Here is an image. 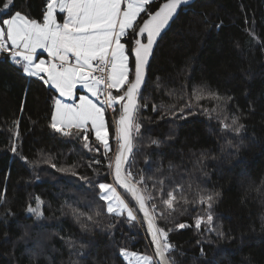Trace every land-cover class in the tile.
<instances>
[{"label": "trees", "instance_id": "16d2710c", "mask_svg": "<svg viewBox=\"0 0 264 264\" xmlns=\"http://www.w3.org/2000/svg\"><path fill=\"white\" fill-rule=\"evenodd\" d=\"M163 1L153 0L147 11ZM7 2L0 0V20L16 11L42 20L46 0H14L4 9ZM146 16L138 18L136 31ZM135 39L131 30L124 39L130 79ZM5 55L0 54V264H127L120 248L155 259L130 195L117 186L135 211L133 222L108 214L90 183H114L108 165L115 129L109 116L107 156L94 134L89 151L82 137L55 132L49 124L56 90L13 67L10 59L3 63ZM194 88L225 100L197 102ZM138 103L141 128L134 140L133 174L151 177L146 187L157 197L153 182L159 179L167 189L182 185L188 201L205 190L220 193L211 227L224 237L195 228L194 218L204 215L206 205L180 203L158 220L160 227L174 229L169 240L176 245L170 254L176 264H264V0H196L183 7L157 43ZM213 108L217 111L210 116L204 112ZM233 115L245 125L239 136L222 130ZM36 196L44 201L39 220L26 211ZM73 209L94 215L97 222ZM180 223L189 226L176 229Z\"/></svg>", "mask_w": 264, "mask_h": 264}, {"label": "snow or ice", "instance_id": "6c2138e0", "mask_svg": "<svg viewBox=\"0 0 264 264\" xmlns=\"http://www.w3.org/2000/svg\"><path fill=\"white\" fill-rule=\"evenodd\" d=\"M152 2L153 0H46L42 20L30 18L29 14L21 11L14 14L9 12L10 18L0 20V54H6L2 62L6 63L10 59L12 66L18 67L22 73L38 77L44 84L53 85L59 91L61 98L54 100V110L51 112L49 126L52 130L66 137H82L84 147L89 151L94 150L89 143L90 134H94L96 143L103 147L107 156L111 146L104 106L114 109L119 104L120 115L115 121L117 147L114 163L108 165L114 183H90L98 189L97 195L104 202L102 207L108 214L126 215L129 222L137 220L135 211L117 191V186L131 195L138 205L136 211L143 212V219L147 222L152 243L155 245L156 258L120 248L119 253L128 264H176L174 257L170 256L176 250V245L169 240V233L174 229L160 227L158 220H165L176 211V206L180 203L206 205L204 215L194 218L195 228L200 230L204 226L207 231H215L220 237L225 236L223 231L211 227L214 223L212 209L220 197L219 192L205 190L197 200L188 201L182 195V185L167 189L164 179H159L153 182V188L159 193L157 197L146 187L147 180L152 178L143 175L137 178L130 168L135 149L134 140L140 135L141 125L136 122L137 112L141 107L138 97L145 83L149 58L153 55L157 38L178 14V10L189 4V0H165L158 10L148 12L147 6ZM13 6L14 0H8L3 5L4 9ZM57 10L67 14L63 23L57 22ZM142 13H146L148 18L143 20L137 32V20ZM130 30L137 37L131 49L135 58L134 79H130L132 69L129 56L125 43L121 42L122 38L129 35ZM249 34L255 38L254 32ZM38 49L47 51L51 59H38ZM78 84L86 88L92 98L82 95L79 103H65L62 98L73 96ZM114 89L118 90L116 95H113ZM192 95L197 102L205 98L225 100L219 93L204 88H194ZM101 96L104 97L102 101ZM227 99L230 100L231 97ZM185 106L190 107V104ZM153 110H156L155 106ZM215 111V108L204 109L209 116ZM14 125L18 126V122H14ZM244 129L245 125L239 123V117L235 115L232 116L230 124L222 123V130L231 131L237 136ZM15 134L18 135V132ZM150 143L159 145L160 141L151 140ZM11 150L16 152L15 144ZM95 151H99V148ZM73 175L76 173L73 172ZM80 179L88 181L87 177ZM35 202L36 207L29 204L26 211L39 220L44 218L41 209L44 201L36 196ZM149 202H152L150 207ZM73 211L78 216H84L87 221L97 222L94 215L79 212L77 209ZM98 215L99 212L96 213ZM188 226L180 223L175 228L184 229ZM82 227L87 226L82 224ZM201 255H204L203 248Z\"/></svg>", "mask_w": 264, "mask_h": 264}, {"label": "water", "instance_id": "95a60500", "mask_svg": "<svg viewBox=\"0 0 264 264\" xmlns=\"http://www.w3.org/2000/svg\"><path fill=\"white\" fill-rule=\"evenodd\" d=\"M196 0H189V4L188 5H190V4H192L193 2H195ZM165 2V0L163 1V2H161L160 4H159V6L153 11V12H155L156 10H158V8L160 7V5L161 4H163ZM188 5H184V6H182L181 7V9L183 8V7H185V6H188ZM181 9H179L178 10V13L180 12V10ZM178 15V14H177ZM176 15V16H177ZM176 16L173 18V20L176 18ZM148 17L146 16L144 19H147ZM143 19V20H144ZM143 20L141 21V23L139 24V26L140 25H142V23H143ZM172 20V21H173ZM172 21H170L169 22V25L165 28V30L161 33V36H162V34H164L165 33V31L169 28V26L171 25V23H172ZM139 26H138V28H137V32L139 31ZM161 36L160 37H158L157 38V43H158V41L160 40V38H161ZM137 38V37H136ZM144 42H146V38L144 39ZM157 43H156V45H154V49H153V53H154V51H155V48H156V46H157ZM132 56H133V64H134V67H135V58H134V53L132 52ZM153 56V55H152ZM152 56L149 58V64H150V61H151V58H152ZM149 66V65H148ZM148 68V67H147ZM146 73H147V69H146ZM133 79H134V75H133ZM145 81H146V74H145ZM145 84V83H144ZM144 84L142 85V87H141V91H142V88H143V86H144ZM139 98V97H138ZM118 107H119V112H120V106L118 105ZM120 115V114H119ZM113 180H114V178H113ZM119 187V186H118ZM122 190H124L122 187H120ZM125 191V190H124ZM127 193V192H126ZM127 194H129V193H127ZM130 195V194H129ZM130 197H131V195H130ZM133 200V199H132ZM133 202H134V204H135V206H136V209L138 208V205L135 203V201L133 200ZM32 207H36V202H35V204L32 206ZM41 209H42V211H43V208H42V206H41ZM138 214H139V216L141 217V219H142V221H143V223H144V226H145V229H146V234H147V237H148V239H149V241H150V245H151V247H152V249H153V252H154V255H155V245L152 243V240H151V234H150V232L148 231V225H147V222L143 219V212H140V211H138ZM155 257H156V255H155Z\"/></svg>", "mask_w": 264, "mask_h": 264}, {"label": "crops", "instance_id": "0c3cea01", "mask_svg": "<svg viewBox=\"0 0 264 264\" xmlns=\"http://www.w3.org/2000/svg\"><path fill=\"white\" fill-rule=\"evenodd\" d=\"M66 13H61L59 12V10H57L56 12V18H57V22L59 23H63V20L64 18L66 17ZM37 57L38 59H45V60H50L51 58L48 56V53L47 51H45L44 49H38L37 50ZM74 61V59H73ZM44 75V74H42ZM46 78V77H45ZM51 87H53L58 93L59 91L53 86V85H50ZM76 91H78L79 93L77 94L76 96V103L79 102V97L82 96V95H87L86 94V90L84 88H81V87H77L76 88ZM117 91L114 89V92ZM54 110V109H53Z\"/></svg>", "mask_w": 264, "mask_h": 264}, {"label": "rangeland", "instance_id": "374dc122", "mask_svg": "<svg viewBox=\"0 0 264 264\" xmlns=\"http://www.w3.org/2000/svg\"><path fill=\"white\" fill-rule=\"evenodd\" d=\"M8 18H10V17H7V18H5V19H8ZM139 18V17H138ZM124 39L125 38H122V43H126V42H124ZM125 46H126V44H125ZM126 50H127V47H126ZM127 54H128V52H127ZM130 64V63H129ZM77 87H81V88H84V87H82L81 85H77L76 86V88ZM85 90H86V94H87V96H89V98H92L91 97V94L87 91V89L86 88H84ZM118 91V90H117ZM57 92V91H56ZM79 92L78 91H76V89H75V92H74V95L73 96H71V97H63L62 99L64 100V102L65 103H69V104H72V103H76V96H77V94H78ZM57 98H61L60 97V94L57 92L56 93V95L54 96V98H53V102H54V100L55 99H57ZM94 99V98H93ZM77 103H79V102H77ZM106 114V113H105ZM106 120V119H105ZM115 140V139H114ZM116 143V142H115ZM115 147V146H114ZM116 149V148H115ZM115 150L113 149V152H114ZM111 163V162H110ZM111 184V183H110ZM118 191V190H117ZM119 192V191H118ZM120 193V192H119ZM121 195V194H120ZM122 196V195H121ZM129 251H133V250H129ZM136 252V251H135ZM139 253V252H138ZM141 254V253H140ZM123 257V256H122ZM123 259L126 261V263L128 264V261L123 257Z\"/></svg>", "mask_w": 264, "mask_h": 264}, {"label": "built area", "instance_id": "2783aa9c", "mask_svg": "<svg viewBox=\"0 0 264 264\" xmlns=\"http://www.w3.org/2000/svg\"><path fill=\"white\" fill-rule=\"evenodd\" d=\"M72 62L74 63V61L72 60ZM97 75H99V73H97ZM113 91V90H112ZM113 95H115L114 94V92H113ZM101 101L104 99V97L103 96H101ZM105 107V113L109 116V118L111 119V122H112V124H113V126H114V129H115V121L116 120H118L119 119V116H118V114L116 113L117 112V108H118V104L115 106V108L113 109V108H110V107H108L107 105H105L104 106ZM114 139H115V137H114ZM115 142H116V140H115ZM117 147V145H116V143H115V147H114V154H113V158H112V160H111V163H114V157H115V152H116V148Z\"/></svg>", "mask_w": 264, "mask_h": 264}]
</instances>
